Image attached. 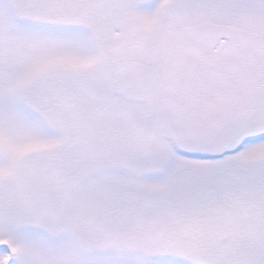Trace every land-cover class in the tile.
<instances>
[{"label":"snow or ice","instance_id":"snow-or-ice-1","mask_svg":"<svg viewBox=\"0 0 264 264\" xmlns=\"http://www.w3.org/2000/svg\"><path fill=\"white\" fill-rule=\"evenodd\" d=\"M0 264H264V0H0Z\"/></svg>","mask_w":264,"mask_h":264}]
</instances>
